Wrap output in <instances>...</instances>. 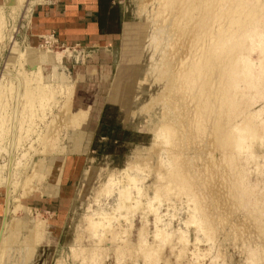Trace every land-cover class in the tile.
<instances>
[{
	"label": "rangeland",
	"instance_id": "rangeland-1",
	"mask_svg": "<svg viewBox=\"0 0 264 264\" xmlns=\"http://www.w3.org/2000/svg\"><path fill=\"white\" fill-rule=\"evenodd\" d=\"M38 1L0 8L1 263L264 264V0H114L91 44Z\"/></svg>",
	"mask_w": 264,
	"mask_h": 264
},
{
	"label": "crops",
	"instance_id": "crops-1",
	"mask_svg": "<svg viewBox=\"0 0 264 264\" xmlns=\"http://www.w3.org/2000/svg\"><path fill=\"white\" fill-rule=\"evenodd\" d=\"M36 4L29 16L30 35L55 31L64 41L91 44L105 43L114 34L103 31L106 23L99 24L98 0H41ZM110 5L116 7L114 0Z\"/></svg>",
	"mask_w": 264,
	"mask_h": 264
},
{
	"label": "bare ground",
	"instance_id": "bare-ground-1",
	"mask_svg": "<svg viewBox=\"0 0 264 264\" xmlns=\"http://www.w3.org/2000/svg\"><path fill=\"white\" fill-rule=\"evenodd\" d=\"M22 2V1H21ZM20 2V3H21ZM6 3H7V5L8 6H12V4H13V0H6ZM18 2H16V4H17ZM18 5H19V3H18ZM15 6V5H14ZM2 7V5L0 6V8ZM16 7H18V6H16ZM15 8V7H14ZM10 10V9H9ZM3 11V10H2ZM2 14H0V16H1ZM2 24V23H1ZM48 38V37H47ZM51 38V37H50ZM48 58V62H50L51 61V63H54V62H52V60H51V58L48 56L47 57ZM56 64V63H55ZM53 66H54V64H53ZM56 68V67H55ZM54 69V68H53ZM42 70H43V73H44V67L42 66ZM52 70V69H51ZM57 73H55V71H52V73H51V76L50 75H45L44 76V81L45 82H48V84H47V86H46V88L45 87H43V88H40V89H37L36 90V92H33L31 95L32 96H30V94H29V99L30 98H36L37 99V96H36V94H38L39 95V93H41V92H43V98L42 99H44L43 100V102H45V100H46V102H48V101H51L52 102V100H54V101H56V99H58V98H56V95L57 94H55V92H57V91H55V90H53L52 89V85H50L51 84V82L50 81H54L55 80V78H58L59 79V84H57V86L59 87V85H60V83H62V80H61V77L60 76H58V75H56ZM64 76V75H63ZM54 78V79H53ZM58 79H56V80H58ZM50 83V84H49ZM53 83V82H52ZM51 87H50V86ZM55 86V85H54ZM56 89V88H55ZM22 91V90H21ZM55 91V92H54ZM60 91V90H59ZM67 91H68V89H67ZM23 92H25V91H23ZM32 92V91H31ZM30 92V93H31ZM60 93V92H59ZM62 93V92H61ZM25 94V93H24ZM17 95V94H16ZM42 96H39L40 98L42 97ZM60 96V95H59ZM62 96V95H61ZM64 96V95H63ZM22 97V96H21ZM28 98V97H27ZM40 98H38V99H40ZM61 98V97H60ZM28 99V100H29ZM59 100V99H58ZM37 102V101H36ZM38 102H39V100H38ZM40 103H41V101H40ZM43 105H44V103H43ZM45 105H46V103H45ZM44 105V106H45ZM46 107V106H45ZM49 107V106H48ZM65 108V107H64ZM75 116H76V114H75ZM78 117V116H77ZM1 181H0V184H5V180H2V179H0ZM123 196H127V195H125V194H123ZM9 198H11V199H9L8 200V203L6 204V217H5V222H4V224H3V228H2V231H1V236H0V252L2 251V253H3V255H2V257L5 255V252L7 251V252H9V250H10V243H13L12 241H14L13 239H14V237L12 236V230H13V232L15 231L16 233L18 232L19 234H20V232H19V227H18V225H19V222H18V220H16L15 218H11L10 220H8V218L10 217L9 216V214H12V213H14L17 209H18V203L16 202L17 201V199H15V197L14 196H12L11 195V197H9ZM16 202V203H15ZM10 203H12V207L10 206ZM13 215V214H12ZM9 216V217H8ZM35 229H36V227H35ZM37 232L38 231H36V230H34V229H31L30 230V235L29 236H27V238L26 239H31V240H28L29 242H31V243H33V244H35V239L37 238ZM18 234V235H19ZM14 235V234H13ZM17 235V234H16ZM39 237V236H38ZM15 239H16V236H15ZM39 239H40V237H39ZM38 240V239H37ZM39 241V240H38ZM15 243V242H14ZM8 244H9V246H8ZM8 246V247H7ZM30 245H25V247H27L28 249H26V250H30L31 248L29 247ZM35 246V245H34ZM33 246V247H34ZM2 257L0 256V264H2L1 263V261H2ZM6 261V260H5ZM6 263V262H5ZM10 263H12L11 261H10Z\"/></svg>",
	"mask_w": 264,
	"mask_h": 264
},
{
	"label": "trees",
	"instance_id": "trees-1",
	"mask_svg": "<svg viewBox=\"0 0 264 264\" xmlns=\"http://www.w3.org/2000/svg\"><path fill=\"white\" fill-rule=\"evenodd\" d=\"M111 0H98L99 3V24L103 25L104 23L108 22V20H113L116 13V7L115 8H109ZM107 12L109 13L107 15Z\"/></svg>",
	"mask_w": 264,
	"mask_h": 264
},
{
	"label": "built area",
	"instance_id": "built-area-1",
	"mask_svg": "<svg viewBox=\"0 0 264 264\" xmlns=\"http://www.w3.org/2000/svg\"><path fill=\"white\" fill-rule=\"evenodd\" d=\"M45 37H52V35H49V36H45ZM47 42V41H46Z\"/></svg>",
	"mask_w": 264,
	"mask_h": 264
}]
</instances>
